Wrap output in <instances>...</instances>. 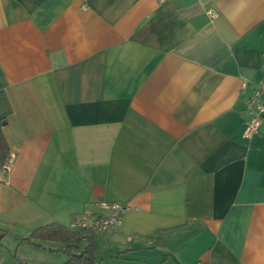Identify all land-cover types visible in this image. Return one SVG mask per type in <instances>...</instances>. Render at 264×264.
Returning <instances> with one entry per match:
<instances>
[{
	"label": "crops",
	"instance_id": "1",
	"mask_svg": "<svg viewBox=\"0 0 264 264\" xmlns=\"http://www.w3.org/2000/svg\"><path fill=\"white\" fill-rule=\"evenodd\" d=\"M263 79L264 0H0V264H65L23 239L101 201L96 264H264Z\"/></svg>",
	"mask_w": 264,
	"mask_h": 264
},
{
	"label": "built area",
	"instance_id": "2",
	"mask_svg": "<svg viewBox=\"0 0 264 264\" xmlns=\"http://www.w3.org/2000/svg\"><path fill=\"white\" fill-rule=\"evenodd\" d=\"M207 15L210 18L216 17L211 9L207 10ZM244 112L247 114V121L243 129V138L250 139L264 120V79L254 87L244 102ZM14 159V155L10 154L4 161L1 166L3 174L11 171ZM94 206L99 209L98 212L94 213L88 210L74 218V225L78 229H87L95 234H104L120 225L122 217L130 210L128 205L114 202L101 201L95 203Z\"/></svg>",
	"mask_w": 264,
	"mask_h": 264
},
{
	"label": "trees",
	"instance_id": "3",
	"mask_svg": "<svg viewBox=\"0 0 264 264\" xmlns=\"http://www.w3.org/2000/svg\"><path fill=\"white\" fill-rule=\"evenodd\" d=\"M2 120L0 119V168L9 156V147L1 131ZM4 234H0V245H2ZM41 239L47 241H60L66 244L64 253L67 256L65 264H96L97 245L95 233L87 229H69L57 223H52L43 227H38L29 236L23 239L30 245H35L34 240ZM86 246L82 252L78 251V246L82 243ZM16 258V256H15ZM18 264H24L18 258Z\"/></svg>",
	"mask_w": 264,
	"mask_h": 264
},
{
	"label": "rangeland",
	"instance_id": "4",
	"mask_svg": "<svg viewBox=\"0 0 264 264\" xmlns=\"http://www.w3.org/2000/svg\"><path fill=\"white\" fill-rule=\"evenodd\" d=\"M0 246H3V245H0ZM16 255H17L16 248H13L11 254L9 253V256H10L11 259L14 258L15 260H17V259L15 258ZM12 257H13V258H12ZM14 259H13V260H14ZM15 260H14V261H15ZM97 261H98L99 263H102V262H100V258H97V259H96V262H97ZM15 262H16V261H15ZM103 262L105 263L106 260H103ZM99 263H98V264H99Z\"/></svg>",
	"mask_w": 264,
	"mask_h": 264
}]
</instances>
